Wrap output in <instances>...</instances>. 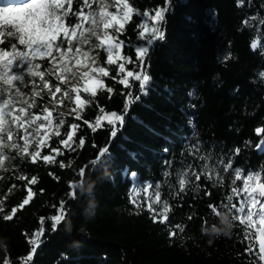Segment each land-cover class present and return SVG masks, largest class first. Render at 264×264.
Returning <instances> with one entry per match:
<instances>
[{
	"label": "trees",
	"instance_id": "1",
	"mask_svg": "<svg viewBox=\"0 0 264 264\" xmlns=\"http://www.w3.org/2000/svg\"><path fill=\"white\" fill-rule=\"evenodd\" d=\"M130 3L137 11L120 39L126 45L141 44L144 41L139 39L137 29L140 14H154L152 10L164 6L165 0ZM255 16L264 20V0H171L162 27L164 39L154 43L146 60L152 78L148 95L140 96L139 102L130 106L122 130L110 145L112 158L105 157L89 167L92 195L69 201L67 222L55 232L45 219L41 244L29 264H155L161 257L170 264H244L248 260L245 255L238 258L245 246L238 242L242 228L237 222L227 233H212L213 223L216 228L223 225L219 218L211 217L206 205L218 202L224 189L208 183L210 199L193 200L189 193L181 200L173 199L167 186L162 187V199H168L172 206L168 224L186 225L184 233L170 239L168 225L154 223L146 207L138 210L130 202V187L137 182L144 185L150 181L153 187L163 183L161 173L168 170L166 161L172 162L173 173L181 167V159L185 164L199 165L188 152V146L196 143L194 136L203 143L201 153L215 146L214 158L230 156L232 149L240 147L242 151L235 156L233 167L255 170L264 166V144L255 147L264 133L258 136L254 131L264 128V80L258 75L264 72V24L252 20L250 26L245 25ZM253 42L258 44L256 49L252 48ZM123 54L136 59L133 48L124 47ZM228 54L231 58L224 61ZM96 60L106 66L103 52ZM112 75L116 76L114 70ZM104 79L113 92L98 91L94 103L67 116L59 130L61 135L52 136L49 147L41 150L42 155H47L51 147L59 146L64 155L57 159L67 167L42 161L31 163L29 157L22 156L0 169V201L6 212L28 198V188L33 192L29 204L18 208L11 221L0 218V264L5 259L23 264V257L30 251L28 241L40 227V218L56 214L53 205L68 199L69 184L76 180L78 169L96 155L93 145H108L107 126L93 132L83 123L94 122L101 107L105 112H123L122 93L128 89L111 78ZM131 91L134 96L140 95L138 82H133ZM190 92L195 95L190 97ZM80 94L88 98L82 90ZM73 123L80 125L77 135L86 140L75 152L59 145V139L65 138L63 134ZM245 141H251V146L245 148ZM133 172L137 175L131 178ZM19 176H27L28 180L17 179ZM32 176L37 178L34 185L29 183ZM229 179L230 175L225 177L226 186ZM171 182L175 183L174 175ZM201 183H205L203 178ZM148 192L153 196L151 189ZM137 203L144 205L142 196ZM189 214L193 216L191 221L187 219ZM200 216H208V233L202 232ZM109 251L126 253L128 258H103Z\"/></svg>",
	"mask_w": 264,
	"mask_h": 264
},
{
	"label": "snow or ice",
	"instance_id": "2",
	"mask_svg": "<svg viewBox=\"0 0 264 264\" xmlns=\"http://www.w3.org/2000/svg\"><path fill=\"white\" fill-rule=\"evenodd\" d=\"M74 3L77 5L76 8L73 7ZM93 4L96 5L95 9ZM170 7L171 0H165L164 6H157L152 10L154 14L148 11L141 13L137 29L138 37L144 43L126 45L120 36L124 34L126 25L132 22L133 14L137 11L130 0H0V169L5 168L6 162L10 163L22 156L29 157L31 163L42 161L47 165L59 163L61 168L67 167L63 160L57 159L64 155L59 146L51 147L50 154H41L43 147H49L48 141L42 138L48 135V127L53 126L55 135L60 136L59 130L65 124V114L57 111V106L64 105L65 99L70 98V93L75 92L76 108L71 111L79 113L85 106L94 103L98 91L113 92L112 88L107 87L104 78H111L128 89L126 93H122L125 96L122 113L105 112L101 107L100 114L94 118V122L83 121L93 132L107 126L108 145H93L97 148L96 155L89 164L78 169L76 180L69 184L68 199L53 205L56 214L40 218V227L34 230L28 241L30 251L23 257V264H29L33 260L41 244V237L45 232V219L51 222V231L55 232L61 224L67 222L70 212L68 202L77 200L82 195H92L93 185L88 179V169L100 163L105 157L112 158L110 145L122 130L130 106L139 102L140 96L148 95L147 89L152 78L148 74L149 66L146 60L154 43L164 39L162 27L166 24L165 17ZM252 20H260L261 24H264V20L255 16L246 20L245 25L250 26ZM98 21L102 23V32L96 27ZM124 47L134 49L135 60L131 55L123 54ZM257 47L258 44L253 42L252 48ZM97 50L106 54V66L98 63L91 55L92 52L99 55ZM77 55L88 61L90 71H85L82 75L78 71L71 72L68 63ZM65 57H68L67 62ZM230 58L231 55L228 54L223 59L227 61ZM128 65L134 67L129 68ZM76 67H79V61ZM113 70L116 76L112 75ZM69 73L85 80L82 91L88 94V98L82 97L81 89L78 87L71 89L62 87L67 84L66 76ZM258 75L264 80V72ZM134 81L139 83L140 95L134 96L131 91ZM194 95L195 92L189 93L190 97ZM79 118L77 116V119ZM79 128L78 123L71 124L69 130L63 134L66 138L59 139V145H62L64 150L75 152L85 145V138L77 135ZM254 131L260 136L264 133V128L257 127ZM193 139L196 143L188 146V152L193 161L200 162L199 165L185 164L181 159V167L176 168L173 173L172 162L166 161L168 170L161 173L163 183H156L153 187L150 181L145 182L146 186L137 182L133 187V191H136L137 187L142 191L151 189L153 196L147 197L142 206L130 193V202L138 210L146 207L152 214L154 223L168 225V235L171 239L178 233H184L186 225L168 224V213L172 211V206L168 199H162V187L167 186L173 199L181 200L189 193L193 200L210 199L212 192L207 186L208 183L214 188L224 189L218 202L206 205L211 217L221 220L222 211L228 220L231 216L230 225L237 222L242 228V236L238 237V242L245 247L243 254H238V258L239 255H245L248 260L244 264H264V166L255 170L233 167L235 156L242 151L240 147L232 149L230 156L222 154L214 158V145L211 151L201 153L203 143L196 136ZM251 144V141H245L244 147L247 148ZM262 144L264 136L255 147L260 148ZM181 156L183 157V153ZM131 175L135 177L137 174L133 172ZM173 175L175 183L171 182ZM229 175L230 179L226 186L225 177ZM202 178L205 181L203 184ZM17 179L28 180V177L19 176ZM29 183L36 184L37 178L32 176ZM27 196L28 198L20 205L12 207L10 212L5 211L3 201H0V218L11 221L18 208L22 209L29 204L33 196L31 188H28ZM154 204L160 206L159 211ZM187 219L191 221L193 216L189 214ZM199 219L202 221V232L208 233V216H200ZM214 228L215 223L211 225V230ZM212 233L217 236L221 234L214 231ZM4 264L13 262L5 259Z\"/></svg>",
	"mask_w": 264,
	"mask_h": 264
},
{
	"label": "rangeland",
	"instance_id": "3",
	"mask_svg": "<svg viewBox=\"0 0 264 264\" xmlns=\"http://www.w3.org/2000/svg\"><path fill=\"white\" fill-rule=\"evenodd\" d=\"M73 7L76 8L77 5L74 3ZM93 8L94 9L96 8V5L95 4H93ZM109 10H113V9H109ZM85 11H87V9H85ZM87 26L88 25H85V27H87ZM96 27H97V29L100 32L103 31L102 23H100L99 21H98ZM93 43H95V41H93ZM97 51H99V55H100V52H103L101 50H97ZM91 55L95 59H97V57H98V55L96 54V52H92ZM65 61L66 62L68 61V57H65ZM77 61H79V67L78 68L76 67ZM68 67L71 70V72H77L78 71L80 73V75H82L83 72L90 71V67L91 66L89 65L88 61L83 56L77 55L74 59H72L68 63ZM66 79H67V84L62 85L64 88L71 89V88H74V87H78L81 90L83 89L85 80H81L80 79V76L72 75L71 73H69L66 76ZM57 95L60 96V94H57ZM74 97H75L74 92L70 93V98H66L65 99V104L64 105L57 106V111L63 112L65 114V117H67L69 115H72V111L71 110L73 108H76V105H75V102H74ZM70 104H72L74 107H70ZM69 128H70V126L68 127V130H69ZM47 133H48V135H45L42 138L48 141L49 140V136L52 137V136L55 135V129H54V127L53 126L48 127ZM43 148H45V147H43ZM131 178H134V177L131 175ZM134 185H136V184H132V186L130 187L131 196L135 197L136 200H137V202L139 201L140 196H142L143 199H144V202H145L146 198L150 196L148 190L147 191H141L142 193H140V190L137 187L136 188V191H133ZM144 186H146V185L144 184ZM153 206L156 207L157 210L159 211V208H160L159 205H155L154 204ZM103 258L110 259L112 261H116V260H120V259L126 260L128 258V255L126 253L123 254V253H117V252H114V251L113 252L109 251ZM155 264H170V263L168 262V260L165 257H161L159 260H157L155 262Z\"/></svg>",
	"mask_w": 264,
	"mask_h": 264
},
{
	"label": "clouds",
	"instance_id": "4",
	"mask_svg": "<svg viewBox=\"0 0 264 264\" xmlns=\"http://www.w3.org/2000/svg\"><path fill=\"white\" fill-rule=\"evenodd\" d=\"M221 224L223 225L222 228H214L212 231L227 233V231L230 229L231 225H230V221L228 220L226 214H221Z\"/></svg>",
	"mask_w": 264,
	"mask_h": 264
}]
</instances>
